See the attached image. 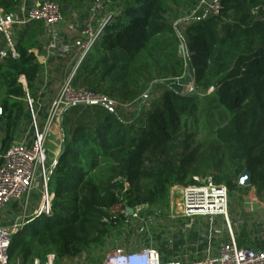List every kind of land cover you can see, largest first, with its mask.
Here are the masks:
<instances>
[{
    "label": "trees",
    "instance_id": "trees-1",
    "mask_svg": "<svg viewBox=\"0 0 264 264\" xmlns=\"http://www.w3.org/2000/svg\"><path fill=\"white\" fill-rule=\"evenodd\" d=\"M21 1L0 0V7L9 12ZM56 1L65 12L83 0ZM201 1L107 0L115 13L71 83L119 104L65 110L62 156L49 180L53 213L13 236L12 263L46 261L51 253L77 258L123 223L106 208L121 200L130 208L159 204L172 185H192L194 177H212L231 192L248 170L250 187L264 199V0H220L218 15L200 8L179 29L176 21ZM25 37L27 30L17 57L0 61L2 152L29 120L20 77L32 96L42 69ZM188 66L197 91L181 93L167 80L183 77ZM125 180L131 187L124 193Z\"/></svg>",
    "mask_w": 264,
    "mask_h": 264
},
{
    "label": "built area",
    "instance_id": "built-area-1",
    "mask_svg": "<svg viewBox=\"0 0 264 264\" xmlns=\"http://www.w3.org/2000/svg\"><path fill=\"white\" fill-rule=\"evenodd\" d=\"M106 4L107 0H94L90 5L91 17L81 30V52L74 64V71L100 37L103 27H95L93 20L102 13ZM200 8H206L212 15H218L221 2L202 0L199 7L192 10V14L195 15ZM113 15L106 19L105 24ZM34 21H41L49 28L56 27L65 21L64 6L56 0H40L29 6L26 0H22L15 10L9 12L0 7V33L8 47V50L0 51V60L8 54L18 56L15 47L16 32ZM71 79L58 87L55 94L48 99L46 109L43 108L44 99L41 94L32 97L27 92L29 123L26 132L7 151L2 152L0 145V264H13L10 261L13 236L23 231L30 219L49 217L53 213L55 194L49 188V180L63 148L62 120L65 110L73 104L97 103L108 109H114L119 104L103 93L74 86ZM2 111L0 107V115ZM56 140L59 141L58 151L50 152L47 144L53 143L56 146ZM194 180L196 183L192 185L174 184L170 188L167 199L170 215L167 222L202 217L214 221L222 216L227 226L226 240L217 246L209 243L201 257L188 255L172 260L164 259L156 247L132 248L130 245L107 253L100 264H264V249L257 250L238 244L235 232L238 224L233 225L229 217L228 187L225 184H216L212 177H194ZM130 187V182L125 180L124 193ZM11 202L19 203L17 214L14 210L6 211ZM129 209L127 202L121 200L106 208V211L113 219H120L126 225L133 221L144 222L145 215L151 212L158 217L163 212L162 205L158 204L136 205L132 208L133 212ZM184 226L186 228L183 229H187L192 225ZM55 260V254H48L45 262L35 259L34 264H54Z\"/></svg>",
    "mask_w": 264,
    "mask_h": 264
},
{
    "label": "rangeland",
    "instance_id": "rangeland-1",
    "mask_svg": "<svg viewBox=\"0 0 264 264\" xmlns=\"http://www.w3.org/2000/svg\"><path fill=\"white\" fill-rule=\"evenodd\" d=\"M206 1L210 2L213 0H205V2ZM91 3L92 2H89V0H83L82 3H78V8L81 9L79 12L86 15L89 14L90 5L88 6V4ZM203 6H205V4ZM114 13L115 11L111 7V4L107 2L106 8L97 17L105 16L106 18L104 19H107L108 15ZM90 17L91 13L88 18ZM193 17L194 15L192 12H185L181 18L176 21V25L179 29L183 30V28L193 20ZM34 37V34L29 36V39H32V43L35 41ZM27 38L28 36L25 37V40H27ZM182 53L184 54V51H182ZM167 83L174 90L181 93L197 91L193 82V73L189 66L183 77L168 79ZM148 95L149 94L146 96ZM32 97L36 96L33 94ZM153 97H156V94H152L151 98ZM128 107L131 108L129 105ZM28 121L26 117L24 128H27ZM21 134L22 133L19 134L17 141L21 139L23 135ZM54 143L56 144L55 148L47 144L50 152H57L58 150L59 141L56 140ZM49 155L51 154L49 153ZM261 199L262 198L255 192L254 187L244 186L240 182L234 191H229V217L233 225L234 223L238 224L237 230L242 231V233H244V231L245 233L248 232L252 226L253 220V217L250 218V215H252L250 210H255L257 207L260 208L258 205L264 206V199ZM158 205H162L163 209L159 217L151 212L149 215H145L144 222L136 223L133 221V223H128L127 225L119 223L112 227L110 234L104 238L102 243L89 246L88 249L77 258H56L54 264H100L107 253L119 248H127L130 245L132 248H142L145 246L156 247L160 250L162 257L169 260L174 258L181 259L188 255L191 257H201L209 242L216 246L227 239L226 221L222 216L214 221L202 217L178 219L167 222L166 219H168L170 215L169 202L164 201ZM189 224L192 226L183 229L186 228L184 225ZM169 227L174 229H170ZM242 238L246 239L243 235Z\"/></svg>",
    "mask_w": 264,
    "mask_h": 264
},
{
    "label": "crops",
    "instance_id": "crops-1",
    "mask_svg": "<svg viewBox=\"0 0 264 264\" xmlns=\"http://www.w3.org/2000/svg\"><path fill=\"white\" fill-rule=\"evenodd\" d=\"M26 1L28 5L31 6L35 2H38L40 0H26ZM89 5L91 4H88V6ZM79 10L81 9L78 8L77 3H74L72 8L70 6H66L65 21L54 28L47 27L41 21H34L29 25L25 26L24 28L18 29L16 32L15 43H17L20 40V33L24 30H27L28 37L33 34L35 36L34 37L35 41H33L34 45L31 51H33L39 57V59L42 58L43 62H42V69L39 78L36 82V90L34 95L38 97L41 94V98L44 99L43 100L44 109L48 107V99L55 94L58 87H60L62 83H64L68 79L72 78L75 72L74 64L81 52L80 45L83 40L81 30L84 27L86 21H88L89 19L88 17L90 15V13L87 15L83 14L79 12ZM110 16L111 15H108L107 19ZM104 18L106 17L104 16V17L94 18L93 20L94 26L98 27L99 29L104 27L103 25L105 24L106 21V19ZM1 50H8L7 43L2 33H0V51ZM3 59H1L0 61H2ZM20 81L24 84V88L27 94L29 90L27 87V82L25 77L21 76ZM1 97H3L2 94ZM23 128L24 125L20 132L22 134H24L27 130V128H24V130ZM4 132H5V122L2 115H0V145H2ZM51 146L55 148V145L53 143L51 144ZM258 206H260V208L257 207V209L255 210L249 209L252 212V215L249 214L250 218L253 217V220H252V226L248 230V232L245 233L244 231V233H242V231L237 229L235 230V232L237 234L238 241L241 239L242 235L246 237V239L243 240L244 247L249 246L257 250H263L264 249V206L262 205H258ZM18 208H19L18 202H11L7 206L6 211L14 210V213L17 214L18 212L16 210ZM33 220L34 219H30L28 224L30 225ZM28 224L26 225V228ZM13 264H20V261L17 260Z\"/></svg>",
    "mask_w": 264,
    "mask_h": 264
},
{
    "label": "water",
    "instance_id": "water-1",
    "mask_svg": "<svg viewBox=\"0 0 264 264\" xmlns=\"http://www.w3.org/2000/svg\"><path fill=\"white\" fill-rule=\"evenodd\" d=\"M63 6H64V8H65V5H63ZM40 62H41V63L43 62L42 58H40ZM61 156H62V151H61V152L59 153V155H58V160L61 158ZM239 182H240L242 185H244V186H251V184H252V174H251V172L248 171V170H245V171L241 174V176H240V178H239ZM129 211H130V212H133V209L130 208Z\"/></svg>",
    "mask_w": 264,
    "mask_h": 264
}]
</instances>
